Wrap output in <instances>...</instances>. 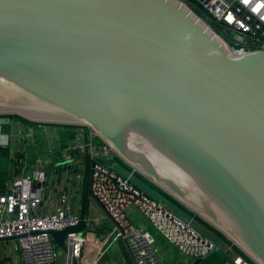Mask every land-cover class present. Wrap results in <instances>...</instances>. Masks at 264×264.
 <instances>
[{"label": "water", "instance_id": "obj_1", "mask_svg": "<svg viewBox=\"0 0 264 264\" xmlns=\"http://www.w3.org/2000/svg\"><path fill=\"white\" fill-rule=\"evenodd\" d=\"M0 113L87 125L132 168L111 171L264 264V52L229 57L180 1L0 0ZM83 216L47 231L56 247Z\"/></svg>", "mask_w": 264, "mask_h": 264}, {"label": "built area", "instance_id": "obj_2", "mask_svg": "<svg viewBox=\"0 0 264 264\" xmlns=\"http://www.w3.org/2000/svg\"><path fill=\"white\" fill-rule=\"evenodd\" d=\"M178 1L208 26L229 57L264 52V0ZM31 123L48 124L0 113V155L6 154L15 162L14 175L0 185V238H14L20 251V264H59V260L61 264H85L84 250L90 243L96 246L92 262L96 264L107 246L119 241L131 264H166L156 234L176 249L181 264L204 258L217 248L226 252L234 264H252L237 251L233 241L202 217L199 216L205 223L194 214V221H187L166 204L142 193L127 177L111 171L102 158L116 160L118 155L105 139L84 124H76L81 133L75 135L65 150L78 149L87 157V197L100 207L111 228L97 239L87 229L91 218L84 215L85 230L65 235L66 250L59 257L47 231L77 225L80 214L71 210L65 193L60 195L59 207L43 210L48 172L39 159L31 162ZM64 154L70 160V154L66 151ZM134 212L141 214L154 232L136 224Z\"/></svg>", "mask_w": 264, "mask_h": 264}, {"label": "crops", "instance_id": "obj_3", "mask_svg": "<svg viewBox=\"0 0 264 264\" xmlns=\"http://www.w3.org/2000/svg\"><path fill=\"white\" fill-rule=\"evenodd\" d=\"M30 127L33 133L31 139L33 142L32 150L30 151L31 162L39 159L42 166L48 172V180L45 184L46 191L43 193L42 198L43 210H54L59 207L60 195L65 193L72 211L80 214L83 208L84 215L91 218V224L87 229L93 232L94 237L97 239L104 237L105 234H108L111 223L104 216L100 207L87 197L88 171L86 168L89 161L84 153L78 149L65 150L67 145L74 140L75 135L81 133L78 125L61 123L37 125L31 123ZM64 151L70 154V160L64 158ZM102 161L106 165H110L116 160L114 158H102ZM14 165L15 162L10 158L8 171L4 173V176H0V185L4 179L14 175ZM133 218L136 224L143 225L154 232L153 228L141 214L134 212ZM162 239L161 236L159 237L156 234L157 244L162 246V249L163 246L166 249L169 243L166 241L164 243ZM90 245L93 244L90 243ZM171 247L173 248V246ZM107 248H112L113 254L118 255L120 261L114 259L113 255H111L110 260L102 261L106 253L104 252L96 264H125L122 250L117 242L110 243ZM58 249H56V252L59 254L60 251ZM175 250L173 248V251ZM162 251L161 254L163 256ZM61 253L63 254V252ZM165 260L167 263H171L172 261L170 256ZM0 264H20V251L14 238L0 239ZM59 264H61L60 260ZM201 264H226V262L216 253V255L204 259Z\"/></svg>", "mask_w": 264, "mask_h": 264}, {"label": "rangeland", "instance_id": "obj_4", "mask_svg": "<svg viewBox=\"0 0 264 264\" xmlns=\"http://www.w3.org/2000/svg\"><path fill=\"white\" fill-rule=\"evenodd\" d=\"M0 176H4V173H0ZM205 220V219H204ZM160 237V236H159ZM162 239V238H161ZM163 240V239H162ZM158 242V241H157ZM164 243H165V240H164ZM169 244H167V248L165 249L164 248V246H163V249H162V246H160V249H161V251H162V253H163V258H164V260L167 258L168 259V256H170L171 257V263H167L166 262V264H181V262H182V259L180 258V256H179V254H178V252L175 250V248H174V250L175 251H173V248L171 247L172 245H169ZM58 247H56L55 246V249H57ZM168 249V250H167ZM60 252H59V254L57 253V255L59 256V257H61V252H63L64 250L63 249H61V248H59L58 249ZM105 255L103 256V259H102V261H104V260H110V257H111V255H113L114 256V259H117L118 261H120V257H118V255L116 256V255H114L113 254V252H112V248H110V249H106L105 250ZM216 251H213V252H211L209 255H207L204 259H207V258H209V257H212V256H214V255H216ZM218 254V253H217ZM209 256V257H208ZM166 261V260H165Z\"/></svg>", "mask_w": 264, "mask_h": 264}, {"label": "trees", "instance_id": "obj_5", "mask_svg": "<svg viewBox=\"0 0 264 264\" xmlns=\"http://www.w3.org/2000/svg\"><path fill=\"white\" fill-rule=\"evenodd\" d=\"M14 116H16V117H19V118H23V117H21V116H19V115H16V114H13ZM23 119H25V118H23ZM25 120H28V119H25ZM6 153V152H5ZM116 160L118 161V162H120V164H122L124 167H126V168H128V169H130V167L129 166H127L125 163H123L119 158H116ZM138 175V177H140V178H142L143 179V177L141 176V175H139V174H137ZM145 179V178H144ZM153 188H155L156 190H158L161 194H163L164 196H166L167 198H169L170 200H172L175 204H177L178 206H180L182 209H184L186 212H188V213H190V214H192V212L191 211H189L187 208H185L184 206H182L179 202H177L175 199H173L170 195H168L167 193H165L163 190H161L160 188H158L157 186H155L154 184H152V183H150V182H148ZM196 219H198L199 221H202V222H204L205 223V221L202 219V218H200L199 216H196ZM210 227H212L211 225H210ZM218 233H220L219 231H217ZM221 234V233H220ZM237 251L239 252V253H241L244 257H246L252 264H253V261H251L250 260V258H248L241 250H239L238 248H237Z\"/></svg>", "mask_w": 264, "mask_h": 264}, {"label": "bare ground", "instance_id": "obj_6", "mask_svg": "<svg viewBox=\"0 0 264 264\" xmlns=\"http://www.w3.org/2000/svg\"><path fill=\"white\" fill-rule=\"evenodd\" d=\"M90 247L91 248H93L92 249V253H91V256H90V260L88 261V264H92V262H93V254H94V251L93 250H95L96 249V246H93V245H90Z\"/></svg>", "mask_w": 264, "mask_h": 264}]
</instances>
